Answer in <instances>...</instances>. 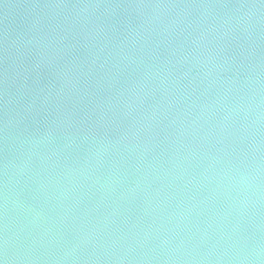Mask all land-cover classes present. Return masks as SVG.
Returning <instances> with one entry per match:
<instances>
[{
  "label": "water",
  "instance_id": "95a60500",
  "mask_svg": "<svg viewBox=\"0 0 264 264\" xmlns=\"http://www.w3.org/2000/svg\"><path fill=\"white\" fill-rule=\"evenodd\" d=\"M0 264H264V0H0Z\"/></svg>",
  "mask_w": 264,
  "mask_h": 264
}]
</instances>
